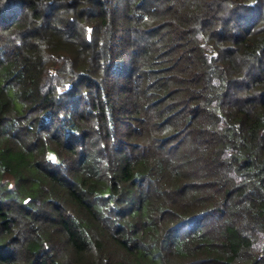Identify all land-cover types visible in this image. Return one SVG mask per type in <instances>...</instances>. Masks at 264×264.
<instances>
[{"label":"trees","instance_id":"obj_1","mask_svg":"<svg viewBox=\"0 0 264 264\" xmlns=\"http://www.w3.org/2000/svg\"><path fill=\"white\" fill-rule=\"evenodd\" d=\"M0 264H264V0H0Z\"/></svg>","mask_w":264,"mask_h":264},{"label":"snow or ice","instance_id":"obj_2","mask_svg":"<svg viewBox=\"0 0 264 264\" xmlns=\"http://www.w3.org/2000/svg\"><path fill=\"white\" fill-rule=\"evenodd\" d=\"M49 159L55 160L56 158H55V156H50Z\"/></svg>","mask_w":264,"mask_h":264},{"label":"rangeland","instance_id":"obj_3","mask_svg":"<svg viewBox=\"0 0 264 264\" xmlns=\"http://www.w3.org/2000/svg\"><path fill=\"white\" fill-rule=\"evenodd\" d=\"M252 1H254V2H255L256 0H252ZM123 27H126V26H123Z\"/></svg>","mask_w":264,"mask_h":264}]
</instances>
